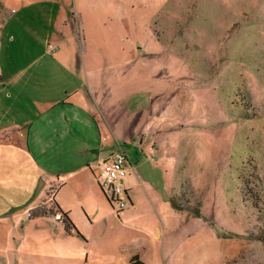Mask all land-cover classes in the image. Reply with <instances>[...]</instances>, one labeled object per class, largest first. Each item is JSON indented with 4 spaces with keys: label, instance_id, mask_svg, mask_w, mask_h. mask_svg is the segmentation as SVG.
I'll return each instance as SVG.
<instances>
[{
    "label": "rangeland",
    "instance_id": "rangeland-1",
    "mask_svg": "<svg viewBox=\"0 0 264 264\" xmlns=\"http://www.w3.org/2000/svg\"><path fill=\"white\" fill-rule=\"evenodd\" d=\"M0 264H264V0H0Z\"/></svg>",
    "mask_w": 264,
    "mask_h": 264
},
{
    "label": "built area",
    "instance_id": "built-area-1",
    "mask_svg": "<svg viewBox=\"0 0 264 264\" xmlns=\"http://www.w3.org/2000/svg\"><path fill=\"white\" fill-rule=\"evenodd\" d=\"M129 159L125 150L118 145L101 164V174L98 183L106 197L117 211L131 204L128 195L127 177Z\"/></svg>",
    "mask_w": 264,
    "mask_h": 264
},
{
    "label": "crops",
    "instance_id": "crops-1",
    "mask_svg": "<svg viewBox=\"0 0 264 264\" xmlns=\"http://www.w3.org/2000/svg\"><path fill=\"white\" fill-rule=\"evenodd\" d=\"M65 103H67L66 101H64ZM86 116H89L87 113H86ZM87 120V118H86ZM88 120L90 121V118H88ZM96 128L98 129V126H96ZM29 133V132H28ZM104 140H105V137H104ZM86 149H76L73 154V156L75 157V165L79 166V167H82V166H88V167H92L93 166V163H95V159L98 158V157H102V155H105V154H101L100 155V150L98 148V145L95 144L93 147H90V146H86L85 147ZM115 148V146H114ZM114 148H110L107 152H106V156L103 157V161L109 157V155L111 154V151L114 150ZM72 158V157H70ZM132 167V166H130ZM127 186H128V195L130 197V194H129V191L130 189L132 188V185L128 182V178H127ZM131 199V198H130ZM55 203V202H54ZM132 200H131V205L132 204ZM56 205V204H55ZM61 211V210H60ZM62 212V211H61ZM60 212V213H61Z\"/></svg>",
    "mask_w": 264,
    "mask_h": 264
},
{
    "label": "trees",
    "instance_id": "trees-1",
    "mask_svg": "<svg viewBox=\"0 0 264 264\" xmlns=\"http://www.w3.org/2000/svg\"><path fill=\"white\" fill-rule=\"evenodd\" d=\"M119 144H117V146H118ZM116 148H114V150H115ZM112 152V151H111ZM63 212V211H62ZM64 213V212H63ZM64 214H66V213H64Z\"/></svg>",
    "mask_w": 264,
    "mask_h": 264
}]
</instances>
